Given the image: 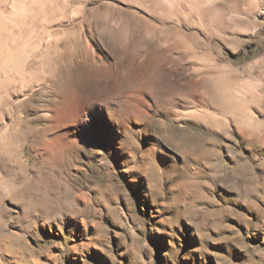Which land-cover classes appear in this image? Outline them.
<instances>
[{
  "label": "rangeland",
  "instance_id": "obj_1",
  "mask_svg": "<svg viewBox=\"0 0 264 264\" xmlns=\"http://www.w3.org/2000/svg\"><path fill=\"white\" fill-rule=\"evenodd\" d=\"M0 264H264V0H0Z\"/></svg>",
  "mask_w": 264,
  "mask_h": 264
}]
</instances>
